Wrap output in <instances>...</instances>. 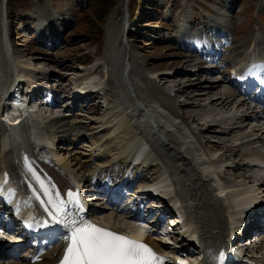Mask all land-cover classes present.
<instances>
[{"label":"rangeland","instance_id":"374dc122","mask_svg":"<svg viewBox=\"0 0 264 264\" xmlns=\"http://www.w3.org/2000/svg\"><path fill=\"white\" fill-rule=\"evenodd\" d=\"M5 1L0 0V65L7 63L2 47L3 33L6 32L3 27ZM99 1L7 0L10 48L15 53L22 52L23 57H19L17 62L20 66L33 70L39 77L46 75L50 80L47 84L54 88L60 86L64 90L71 88L73 84L77 85L79 79L92 75L98 82L96 88L101 87L103 93L102 96L100 92L94 94L90 104L82 103L81 110L61 112L60 116L54 119H51V115L53 112L59 113L57 107L45 108L34 103L30 105V108L39 114L38 117H41L40 124L45 129L41 130L49 135H56L57 139L61 140L59 148L53 149L58 155L51 153L49 157L54 158L59 168L64 169L63 163L68 162V172L72 175L90 179L96 177L100 183L113 179L116 173L128 164L124 158L127 156L123 154V144L109 142L110 136L115 135L116 123L124 122V119L130 118L129 115L132 116L131 109L128 108L129 105L124 104L126 100L121 96L118 87L119 74L124 72L126 64H131L129 75L137 95L148 102L155 115L157 111L165 113L168 127L178 132L175 136L189 142L192 146L190 148H193L190 149L192 154L201 152L206 158L203 159L216 167V176L213 179H220L223 185H230L229 179H232L234 184L245 185V188L238 187L235 192L230 193V190L227 197L229 201L245 191V194L264 195V187L250 181V177L255 174L254 168L248 166V163H253L254 158L264 155V136L255 134L263 141L257 143V146L246 143L238 154L233 156L238 150L237 146H234L233 137L248 134L252 129L248 119H238L236 123L239 128H235L237 131L233 130L231 135L227 133L228 130L216 133L217 137L214 135V138L219 140V143L211 142L212 144L207 146L204 142L201 145L196 138V129L193 126L198 129L199 126L184 116L185 112L198 114L202 120L209 119L206 121H211L213 127L228 125L224 120H231L229 122L233 123L230 116L224 118L222 115L234 110V100L229 107H223L217 102L209 103L215 100L224 88L231 92L230 88L224 86L223 81L213 89L214 91L211 90L209 95H202L208 90L202 87L198 89L193 85L218 79L226 81L223 67L244 64V60L252 52L251 46L255 47L258 53L264 52V0H132L129 8L125 7L126 0H105L110 2L111 7L102 23L96 19L97 15L105 10L103 8L101 12L96 11ZM113 15L116 28L110 32L108 22ZM128 16L131 22L126 30ZM20 19L23 21V30L16 26ZM41 22L47 27L42 33L36 34ZM33 26L35 30L31 33ZM202 46L206 48L200 49ZM206 58L210 59V64L216 61L223 63L210 65L216 66L221 72L207 74L202 70L203 74H200L195 71L198 65L209 66L203 62ZM169 69L176 72L173 74L176 75L175 78L165 75L166 72L170 73ZM178 70L181 71L179 74ZM170 86L179 90L166 94V89ZM177 96L185 102L182 103ZM192 97L195 98L191 99ZM192 100L196 105L187 107ZM235 101L237 102V99ZM227 137L232 144H225ZM211 147L222 148V156L231 153L232 159H240L241 164L236 169L226 168V160L220 158V153L210 151ZM153 157L152 155L151 158ZM2 160L0 159V163ZM148 161L145 164L142 161L140 165L137 164L128 178L134 180L140 177L146 182L153 181L160 169L164 168L158 165L160 160L156 163L153 162L154 159ZM194 163L201 170L199 162L195 160ZM162 194L168 197L173 193L170 191ZM106 215L109 222L132 225L123 215H115L112 211ZM170 220L178 222L174 218ZM188 221L189 219L179 220L183 225ZM262 239L264 240V237ZM263 240L251 246V254L258 256L259 261H264ZM198 259L200 261L197 255L190 256L184 263L193 264L198 262Z\"/></svg>","mask_w":264,"mask_h":264},{"label":"bare ground","instance_id":"6f19581e","mask_svg":"<svg viewBox=\"0 0 264 264\" xmlns=\"http://www.w3.org/2000/svg\"><path fill=\"white\" fill-rule=\"evenodd\" d=\"M124 20H126L125 17ZM115 25H116V20L113 15L112 17H110V20L108 22V30H110V32L114 31L116 28ZM5 40L7 46L8 45L7 39ZM19 57L21 56L18 53H15L12 48L10 47L7 48V50L5 51V58H8V63H6L5 65H0V83L5 78V76L9 77L11 80V71H13V67H14L11 64V60L12 58H14V60H17L18 62ZM255 63H257V69L259 71H261V68H264V58L262 61L256 59ZM199 67H201V65ZM7 68L10 69V71ZM6 69L9 72H5ZM127 70L128 69L125 66V70H123L124 72L122 74H119L120 80L118 83V87L121 90V96L126 100V102L123 103L126 104V106L129 105L128 108L131 109L132 116L129 115L131 119L127 118L124 119L125 120L124 122L119 121L118 124L116 123L117 125L115 126L116 131H114L115 135L112 136L113 135L112 134L110 136L111 138L109 143L112 144L122 143L124 146L123 154H126V156L128 157L131 156L135 158V160H138V162L142 161L145 164L147 163V160H149L148 162H151L150 161L151 159L152 160L154 159L153 162L155 163L157 160L161 161L159 163L163 164L164 169L163 170L160 169V173L154 179L156 181H159V184H154V186L152 187V191L159 193L160 197H167L164 196L162 193L171 191L172 186L171 184H168L169 178L168 176L167 177L165 176L166 169H168L169 167L168 169L169 173L174 175L176 178L177 181L176 186L180 190L179 196L184 201H186V204L189 208V219L191 221H195L193 225H200L203 227L201 233L202 238L210 244V247L213 248V246L217 243L216 240L222 239L224 235L228 233L227 218L225 214L226 207L222 203V201L219 200L217 195L214 193V186L218 191H220L221 194L225 195L226 198L228 197V195H230L229 194L230 190H232L230 193L235 192V190L238 187L227 184L223 185L224 183L222 184L220 182V179L218 180L213 179V177L216 176V167L213 166L211 162L204 160L206 158L203 157L204 155H202L201 152H200L201 155H199L200 153L198 154L197 152L196 154H192V152H190V149L193 148H190L192 146H190L187 140L177 137L174 134H171L169 130L160 127L159 122H157L155 118L156 115L154 114V112L151 111L152 109L151 107H149L148 102L145 99H140L139 95H137L136 90L134 89L132 79L129 73H127ZM201 70L203 69L201 68ZM16 71L19 78H24L29 83L33 84L32 86L34 90L35 88L34 74L30 72L28 73V76L23 77L18 72V70ZM22 71L24 70H20V72ZM24 74L27 75L26 72H24ZM175 77L176 75H173L171 78H175ZM10 80L8 79V84H6L7 86L0 88V99L4 97V95H6V93L8 92L9 88L7 87L8 86L10 87L12 85L9 84ZM222 81H223L222 79H218L217 81L203 83V84L199 82L197 84H194L193 86L198 89L202 87V89L208 90L203 92L202 95L204 94L209 95L211 90L217 88V86H219L218 84H220ZM82 84H84L85 90H89V89H97L96 86L98 85V82L96 81L95 76L93 77L92 75H90L79 79L77 81L76 87L79 88L80 85ZM78 92H83V89L78 90ZM96 93L97 92H95L94 94ZM37 97L39 98L40 96ZM232 97H233V93L227 90L226 88H224L222 93L215 100L213 99L209 103L212 104L217 102L219 105L223 107H229L230 105L233 104L232 101L234 99ZM193 98L195 97H192L191 99ZM236 103L237 102L234 103V107H236L235 106ZM190 105H196L194 100H192L191 103H188L187 107ZM23 106L24 105L20 107ZM20 107H15L12 110L8 111L7 117L9 121H7L6 124L4 123L1 124V118H0V132L2 133L7 132L4 136H2L1 139L2 150L0 151V159L3 160L0 163V172L1 169L4 168V165L6 163L8 168L11 169L14 174L20 175V177L24 180L25 184L27 185L30 191H34V190L36 191L37 194L35 195V198L38 199V201L43 202L44 199L45 200L44 206L45 207L47 206L51 208V210H54L53 205L49 203L50 199L51 200L59 199L62 202L64 201L69 202L70 200L68 196V190L71 187H73V184L72 181L69 179L68 175L66 174V172L71 175V177L74 179L76 183L79 179L68 172V170H70L69 169L70 164L68 162L63 163L64 170L66 172H64L63 168H59L57 164L51 165V163H53L52 161L54 160V158H52L53 160L47 158L46 159L47 162L45 163V165L40 166L41 164L39 163V160L41 158L35 152L33 153L31 148L25 150L22 146L17 144V141L13 140L10 142L9 140L10 134L18 135L24 132L26 133L29 132L31 134H35V138L38 141L47 140V137L49 135L47 134V132L42 131L45 129H43V126L40 124L41 120L39 118L41 117H38L39 114L38 113L36 114V111H33L32 108H30V106L24 107L23 110ZM237 107H240V105H238ZM250 111L253 113L255 112V110L253 109H250ZM25 116L29 117L27 121L26 120L24 121ZM184 116L185 118L190 119L193 122L194 121L196 122L199 119H201L200 116L195 113L185 112ZM241 117H239V119ZM257 123H261V122L254 121V122H250L249 124L253 129V130L251 129L252 134H258L260 132V129L262 130V127L260 128L258 126L259 124ZM211 125L213 127V124ZM234 129L235 127H232L229 130L227 129L228 130L227 133L231 135V132ZM225 130L226 129H224L223 131ZM235 131L237 130H234V132ZM252 134L248 136H245L244 134L243 135L248 138L250 136L251 139ZM52 138L56 139L57 137L55 135V136H51L49 139ZM262 141L263 140H261V142ZM256 142H259V140L256 139L250 143L255 145ZM153 145H157L158 147L154 148L152 153L150 147L152 148ZM53 149H51L49 153L58 155V152L56 153L55 150ZM238 150L236 151V153L238 152ZM154 151L157 154V156L155 155ZM152 155L154 156L153 158H151ZM222 155H224V152ZM222 155L220 154V157ZM195 160L197 163L199 162L198 165L200 169L205 170V172H202L197 168V165L194 163ZM33 162H35L40 167L41 171ZM253 163L264 165V155H259L256 158H254ZM240 164L241 163L239 160L236 168H238ZM251 165L253 164L248 163V166ZM256 170L257 172L260 173L261 176L263 175V171L260 168L257 167ZM170 177L172 178V176ZM250 179H251L250 181L254 180V176L250 177ZM245 193L237 194L238 196L236 195L234 197V200L231 201H233L237 206L241 202L248 201L251 198L255 200L259 198L261 201L260 195L258 193H253V194L252 193L245 194ZM62 197L64 199H62ZM260 201L258 203H260ZM226 202L229 203V200ZM171 203L172 206L175 207L176 199H172ZM251 204H253V206L259 205L257 203L254 204L253 202H251ZM239 215L247 216V213H242V211H238L235 214V216H233V218L234 217L237 218ZM105 221H106V225L109 227H112L111 225H113V223H116V222L113 223L109 222L108 218L105 219ZM94 222L101 223L103 226H105V223L103 221L101 222L100 220H95ZM132 230L137 235H142L144 232V229L139 226ZM151 242H153V240H151ZM0 244H2V241H0ZM2 246L3 245H0V248ZM158 247L160 249L162 247L164 248L163 245H160ZM65 252L66 250H63L62 246L60 245L59 247H55L51 252H48L45 256L35 261L29 263H21V264H57L61 260Z\"/></svg>","mask_w":264,"mask_h":264},{"label":"snow or ice","instance_id":"6c2138e0","mask_svg":"<svg viewBox=\"0 0 264 264\" xmlns=\"http://www.w3.org/2000/svg\"><path fill=\"white\" fill-rule=\"evenodd\" d=\"M68 196L69 202L77 203L71 192ZM49 203L54 209L49 212L51 225L45 222L44 226L59 225L70 234L62 264H161L163 258L147 243L98 227L83 217L70 218L67 205L59 199ZM79 208L83 211L82 205Z\"/></svg>","mask_w":264,"mask_h":264},{"label":"trees","instance_id":"16d2710c","mask_svg":"<svg viewBox=\"0 0 264 264\" xmlns=\"http://www.w3.org/2000/svg\"><path fill=\"white\" fill-rule=\"evenodd\" d=\"M106 2L107 1H105V0H100L98 2L99 5H98L97 10H96L97 12H101V10L103 8H105V10L100 15H97V17H96V19L98 20V22H101V23L104 21V18L108 14V10L111 7L110 2H107V3Z\"/></svg>","mask_w":264,"mask_h":264}]
</instances>
